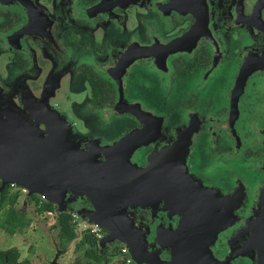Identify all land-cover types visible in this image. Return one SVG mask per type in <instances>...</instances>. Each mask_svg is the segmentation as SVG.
<instances>
[{"label": "flooded vegetation", "instance_id": "flooded-vegetation-1", "mask_svg": "<svg viewBox=\"0 0 264 264\" xmlns=\"http://www.w3.org/2000/svg\"><path fill=\"white\" fill-rule=\"evenodd\" d=\"M0 83L40 131L46 111L68 122L81 150L125 139L117 202L142 262L104 228L79 234L74 209L95 207L69 191L47 213L78 236L51 264L73 241L68 264L264 260V0H0ZM80 87L91 127L59 101Z\"/></svg>", "mask_w": 264, "mask_h": 264}, {"label": "water", "instance_id": "water-1", "mask_svg": "<svg viewBox=\"0 0 264 264\" xmlns=\"http://www.w3.org/2000/svg\"><path fill=\"white\" fill-rule=\"evenodd\" d=\"M7 97L8 92L0 83L1 183L26 189L24 205L35 194L59 205V211L64 210L69 191L75 196H87L94 210H74H78L89 226L106 229L108 243L115 240L124 243L132 259L141 263L134 244L123 237L124 224L120 203L117 202V198L123 197L124 188L120 184L123 173L118 172L123 167V161H118L117 154H122L121 145L125 139L110 152L105 148H99L96 152L81 150L78 143L74 142L75 135L70 124L59 115L47 111L42 114L47 128L40 131L28 122L27 115L16 109ZM124 105L121 102L120 106ZM101 153L107 156L104 162L99 160ZM110 183L115 186L114 195L109 188ZM174 256V264H179L180 257L178 254ZM158 261L150 263L161 264ZM261 264H264V260Z\"/></svg>", "mask_w": 264, "mask_h": 264}, {"label": "rangeland", "instance_id": "rangeland-1", "mask_svg": "<svg viewBox=\"0 0 264 264\" xmlns=\"http://www.w3.org/2000/svg\"><path fill=\"white\" fill-rule=\"evenodd\" d=\"M77 86L78 84L72 85L73 88H77ZM73 90L74 91L72 92L69 90H66L64 93L62 92L60 94L61 99H59V101L63 104L67 103L68 112L73 116L72 120L77 121L81 127L82 124L85 127L94 126L91 122L96 121H90V118L88 117L83 118L85 115L80 110V106L82 105L81 103H84L87 93H85L84 97L81 87L78 91L77 89ZM68 97L69 99L67 100L66 98ZM7 99L15 106L16 109L20 110L19 106L23 105L26 98L25 94L15 96L10 91L8 92ZM64 99H66V101ZM11 190L21 191V187L11 186ZM25 197L26 194H21L18 207H22V205L25 204ZM25 207L27 208L28 215L32 219L31 225L25 230L24 234H17L12 237L0 229V252L16 247L20 251V261L29 260L31 264H51L52 260L56 261V248L57 250L59 249L58 230L55 226L56 218L47 212L39 214L37 212L38 207L32 199L29 200ZM3 213L4 212L0 214V222L4 219ZM80 233L83 232L79 231V234ZM76 245L77 241H73L67 246L68 253H65L58 259L59 264H68L76 257V255H81L83 253L82 251H80L81 254L78 252L79 249Z\"/></svg>", "mask_w": 264, "mask_h": 264}, {"label": "trees", "instance_id": "trees-1", "mask_svg": "<svg viewBox=\"0 0 264 264\" xmlns=\"http://www.w3.org/2000/svg\"><path fill=\"white\" fill-rule=\"evenodd\" d=\"M20 197L21 191H13L11 190V185H3L0 181V214L4 212V219L0 222V229L11 237L17 234H24L25 230L32 223V219L28 215L25 205L18 207ZM30 199L35 200L36 205L39 206L37 208V212L39 214H43L45 212H56V209L49 201L40 205L39 195H35L33 198L31 196ZM71 220L72 216L70 214H57V222L55 226L58 230V238L64 249H66L65 247L67 243L71 242L78 236V232L72 225ZM84 242H88L92 245H95L96 243L92 235H86ZM20 257L19 249L13 247L7 251L0 252V264H31L29 260L20 261Z\"/></svg>", "mask_w": 264, "mask_h": 264}, {"label": "built area", "instance_id": "built-area-1", "mask_svg": "<svg viewBox=\"0 0 264 264\" xmlns=\"http://www.w3.org/2000/svg\"><path fill=\"white\" fill-rule=\"evenodd\" d=\"M12 187H15V185H11ZM21 194L22 195H25V194H27V191H26V189H24V188H21ZM78 228H79V230H80V232H84V231H89L88 229H90V226H88V225H86L85 223H81L80 225H78ZM91 231L93 232V233H95L96 231H97V227H92L91 228Z\"/></svg>", "mask_w": 264, "mask_h": 264}]
</instances>
